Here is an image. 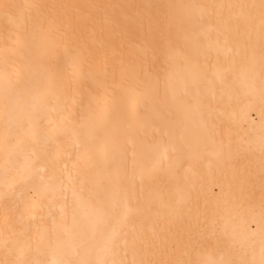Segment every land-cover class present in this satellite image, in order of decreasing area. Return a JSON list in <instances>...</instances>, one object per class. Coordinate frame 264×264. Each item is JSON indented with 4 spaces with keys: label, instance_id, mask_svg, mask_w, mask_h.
Masks as SVG:
<instances>
[{
    "label": "bare ground",
    "instance_id": "bare-ground-1",
    "mask_svg": "<svg viewBox=\"0 0 264 264\" xmlns=\"http://www.w3.org/2000/svg\"><path fill=\"white\" fill-rule=\"evenodd\" d=\"M264 0H0V264H261Z\"/></svg>",
    "mask_w": 264,
    "mask_h": 264
},
{
    "label": "snow or ice",
    "instance_id": "snow-or-ice-1",
    "mask_svg": "<svg viewBox=\"0 0 264 264\" xmlns=\"http://www.w3.org/2000/svg\"><path fill=\"white\" fill-rule=\"evenodd\" d=\"M261 264H264V261H262Z\"/></svg>",
    "mask_w": 264,
    "mask_h": 264
}]
</instances>
